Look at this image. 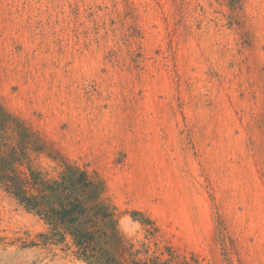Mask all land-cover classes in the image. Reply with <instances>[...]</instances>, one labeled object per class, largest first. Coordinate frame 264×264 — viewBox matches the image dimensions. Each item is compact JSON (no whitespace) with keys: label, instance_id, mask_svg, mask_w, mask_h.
Here are the masks:
<instances>
[{"label":"rangeland","instance_id":"obj_1","mask_svg":"<svg viewBox=\"0 0 264 264\" xmlns=\"http://www.w3.org/2000/svg\"><path fill=\"white\" fill-rule=\"evenodd\" d=\"M0 108L22 170L101 183L136 259L264 264V0H0ZM48 233L0 186V264H87Z\"/></svg>","mask_w":264,"mask_h":264},{"label":"trees","instance_id":"obj_2","mask_svg":"<svg viewBox=\"0 0 264 264\" xmlns=\"http://www.w3.org/2000/svg\"><path fill=\"white\" fill-rule=\"evenodd\" d=\"M13 122L15 119L0 108V132L12 131ZM21 130L12 132L20 138L27 137L26 130ZM3 137H0V186L49 227V233L40 236L44 242L63 243L68 239L75 257L87 264H158L136 259L137 253L125 245L113 212L101 198V183L69 165L58 180H45L30 168L26 173L22 170L27 161L25 149L9 147ZM34 150L41 153L43 149Z\"/></svg>","mask_w":264,"mask_h":264}]
</instances>
